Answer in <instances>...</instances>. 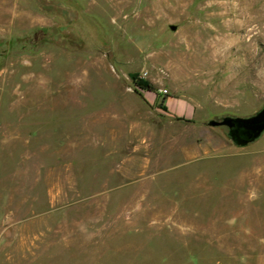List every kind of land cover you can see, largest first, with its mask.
<instances>
[{"label":"rangeland","instance_id":"rangeland-1","mask_svg":"<svg viewBox=\"0 0 264 264\" xmlns=\"http://www.w3.org/2000/svg\"><path fill=\"white\" fill-rule=\"evenodd\" d=\"M263 104L264 0H0V264H264Z\"/></svg>","mask_w":264,"mask_h":264},{"label":"water","instance_id":"water-1","mask_svg":"<svg viewBox=\"0 0 264 264\" xmlns=\"http://www.w3.org/2000/svg\"><path fill=\"white\" fill-rule=\"evenodd\" d=\"M210 126L227 127V134L237 145H245L258 138L264 131V104L247 116L226 115L205 122Z\"/></svg>","mask_w":264,"mask_h":264},{"label":"trees","instance_id":"trees-1","mask_svg":"<svg viewBox=\"0 0 264 264\" xmlns=\"http://www.w3.org/2000/svg\"><path fill=\"white\" fill-rule=\"evenodd\" d=\"M131 77H132L133 81L135 82V85L138 86L139 88L144 89V90H148V91L155 90L153 84L150 81H148L145 78L138 77L137 73H132Z\"/></svg>","mask_w":264,"mask_h":264},{"label":"crops","instance_id":"crops-1","mask_svg":"<svg viewBox=\"0 0 264 264\" xmlns=\"http://www.w3.org/2000/svg\"><path fill=\"white\" fill-rule=\"evenodd\" d=\"M173 107H175L176 110H181V111H188L189 107H187V105H184V104H177V105H174L172 104Z\"/></svg>","mask_w":264,"mask_h":264}]
</instances>
